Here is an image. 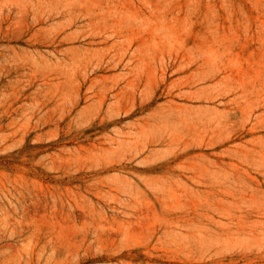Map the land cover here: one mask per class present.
<instances>
[{"label": "rangeland", "instance_id": "1", "mask_svg": "<svg viewBox=\"0 0 264 264\" xmlns=\"http://www.w3.org/2000/svg\"><path fill=\"white\" fill-rule=\"evenodd\" d=\"M0 264H264V0H0Z\"/></svg>", "mask_w": 264, "mask_h": 264}]
</instances>
